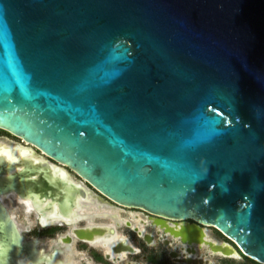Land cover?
Here are the masks:
<instances>
[{"label": "water", "instance_id": "95a60500", "mask_svg": "<svg viewBox=\"0 0 264 264\" xmlns=\"http://www.w3.org/2000/svg\"><path fill=\"white\" fill-rule=\"evenodd\" d=\"M0 128L264 264V0H0ZM40 156L0 151V264H66L4 196L42 226L88 218L86 187Z\"/></svg>", "mask_w": 264, "mask_h": 264}, {"label": "bare ground", "instance_id": "6f19581e", "mask_svg": "<svg viewBox=\"0 0 264 264\" xmlns=\"http://www.w3.org/2000/svg\"><path fill=\"white\" fill-rule=\"evenodd\" d=\"M2 149H5L12 157H17L21 154L29 153L32 149L31 146L26 145L22 142H15L13 144L5 143L4 141H0V151ZM42 159H47L45 156H40ZM48 161L52 162L53 164H58L57 162L52 161L51 159H47ZM60 165V164H58ZM64 168L65 172L68 174V176L78 182L83 184L86 189L89 191V198L88 201L84 202L82 199L81 201V207L79 208V212L85 217H91L95 214L106 216L111 215L112 210H115L114 213L117 216L118 222L120 220H124L126 222H129L130 220L124 218L123 216H120L118 210L121 208L117 207L115 205H106L99 203L97 200L92 199L91 194L96 197L97 195L92 191L91 187L86 184L81 179H75L73 174L67 169V167L60 165ZM10 199L12 200V206H18V209L16 210L15 216L18 221V214L19 212H23L25 222H19L20 227L22 230H29L31 226L34 224V221L32 219V214L36 213L34 208L32 207L29 200L21 199L14 197L13 194L6 195L3 197V200L7 203H9ZM38 217V214H37ZM37 219V218H36ZM137 222L139 224H142L145 222V220H142L141 218L137 219ZM155 222L157 224H160L161 227H164L166 231L169 233L178 236L182 238L183 242L185 243L184 246V252L180 255H178V259L182 260L185 257V259H191V261L198 262L200 264H211L208 259L201 258L198 256H195L194 258V252L196 251L195 244H207L212 252H219L221 254H224L225 256H232V257H239L240 251L239 249L233 245L230 242L226 241H217L215 239H212L209 237L208 231L205 227L200 226L196 223H189L187 221H181L177 223H172L167 220H160L159 218H155ZM59 223V222H55ZM70 232L67 233H61L59 234L58 238L49 240L46 245L42 244L45 248L48 249V247L51 245V242L53 241L55 244L57 243H63L65 244V252H64V258L66 264H71L70 260L72 257V243L73 239L76 234H79L81 237H78L81 240L87 241L94 245H101L105 248V252L107 257L112 258L116 262H120L122 259L126 257V254L128 252H134L135 249L132 248V244L129 242L128 238L126 236L117 234L116 229L113 227L111 223H105V222H95L94 220H89L85 225L80 226L76 223L71 226ZM135 228L139 230L140 233H143V229L141 225L136 224ZM71 233V234H70ZM189 233L193 234L191 236ZM190 237H188V235ZM25 235V233H24ZM69 236V239L66 238ZM40 242L43 243V239H40ZM52 248V247H51ZM80 254V253H79ZM82 254V253H81Z\"/></svg>", "mask_w": 264, "mask_h": 264}, {"label": "flooded vegetation", "instance_id": "af4514ba", "mask_svg": "<svg viewBox=\"0 0 264 264\" xmlns=\"http://www.w3.org/2000/svg\"><path fill=\"white\" fill-rule=\"evenodd\" d=\"M3 129V128H1ZM5 131H7L8 133L12 134L13 136L17 137L18 139H20V142L26 144V145H29L31 147H33L34 149H36L39 153H41L43 156L51 159L52 161L54 162H57L55 161L54 159L48 157L47 155H45L43 152H41L38 148L32 146L30 143L28 142H25L21 137L9 132L8 130L6 129H3ZM58 164L60 165H63L65 167H67V169L74 175H77L81 180H83L84 182H86V184H88L92 191L97 195L96 197L94 195H91L92 199H95L97 200L99 203H102V204H106V205H115L117 207H120L121 210L119 209L118 212L120 214V211H124L125 208H138L140 209L141 211H143L144 214H146L147 216V219H143L141 218L142 220H145V222L142 223V225H145V224H149L150 226L156 228L157 232L156 233H152V232H149L147 230H144V226L142 227L143 229V233H140L139 230H137L135 228V225H131V220L129 222H126L124 220H120V222H118V219H117V216L115 215L114 211L115 210H112V214L111 215H106L104 217H109L111 219L112 222H110L113 227L116 229V231L118 230V227L124 225V226H129L132 228V230L135 231V234H137L140 239H141V242L139 243L140 246H137L135 244H132V241L130 239L129 236H126L129 240V242L132 244V247L135 249L134 252H128L126 254V256L128 254H132V255H137V254H141L142 252H144V259H145V262H141L139 264H170L168 262L169 259H172L173 262L175 261H180V263L182 264H200L198 262H195V261H191V259H185V257H181L183 258L182 260H179L178 259V255L182 254L183 252L179 251L178 249H182L184 248V246H181V245H177V244H174V241L175 240H178L180 241L181 243H184L181 236L178 237V236H175L171 233H169L168 231L165 230L164 227H161L160 224H157L155 222V218H159L160 220H167L169 222H172V223H177V222H181V221H187L189 223H196V224H199L200 226L202 227H213L214 228V231L215 233L218 234V236L221 238L223 237L224 240H221V241H226V242H233L235 244V246L239 249L240 253L241 252V249L239 248V246L236 244L235 241H233L231 238H229L226 234H224L221 230H219L215 225L213 224H209V223H205V222H202L194 217H187V218H175V217H170V216H166V215H162V214H157V213H153V212H150L142 207H138V206H130V205H124V204H120L114 200H112L111 198L105 196L104 194H102L99 190H97L95 187H93L85 178H83L82 176H80L75 170H73L72 168H70L69 166H67L66 164H63V163H60V162H57ZM86 202V201H85ZM121 216V215H120ZM99 217H103L101 215H98V214H95L93 215L92 217H88V218H85V219H82L80 221H86L83 225H85L89 220H94L96 218H99ZM97 222V221H96ZM105 223H108V222H105ZM36 224L41 227V228H44V229H48V228H53V227H59L53 234H50V235H55L56 233V238H58L59 234V231L64 228V227H67L68 224H58V223H54L53 225H49V226H42L36 219ZM34 225V224H33ZM73 225V224H72ZM72 225H69L70 226V230L72 229L71 226ZM82 225V226H83ZM69 230V232H70ZM206 230L208 231V229L206 228ZM67 233V232H66ZM167 234L170 235V237H167ZM43 234H48V233H44ZM117 234H118V231H117ZM191 236H193V234L189 233ZM188 235V234H187ZM74 236V235H73ZM125 236V235H123ZM188 237H190L188 235ZM210 237V236H209ZM35 238H40V237H35ZM52 238V237H51ZM56 238H52V239H56ZM211 238V237H210ZM226 238V239H225ZM41 239V238H40ZM157 239H159V243H162L163 246H165V248H169L171 247L172 245H174L175 247H178V248H169L168 252L167 253H161L160 250H156V251H146L145 248H147L146 246H149V244H152L154 243V241H156ZM175 239V240H174ZM213 239V238H212ZM76 240V241H79V242H82V244H86V245H89L93 251L91 252V254L89 256H81L83 259H86L84 260V263L85 264H120V262H122V260L120 262H116L114 261L112 258L110 257H107L106 255V252H105V248L101 245H94V244H91L87 241H84V240H81L77 237H74L73 241ZM230 242V243H231ZM185 244V243H184ZM56 245V244H55ZM53 245V246H55ZM200 244H195V246H199ZM52 246V247H53ZM208 246V245H207ZM209 248V246H208ZM210 249V248H209ZM211 251V249H210ZM212 252V251H211ZM81 253H83V251H81ZM196 251L194 252V258L195 256H198V257H201V258H204L203 256L199 255V254H195ZM219 253V252H218ZM224 255V254H223ZM166 256V257H165ZM126 258V257H125ZM169 258V259H168ZM211 264H223L221 262L219 263H215L213 261H209ZM131 263V262H129ZM127 263V264H129ZM132 264V263H131ZM226 264V263H224Z\"/></svg>", "mask_w": 264, "mask_h": 264}, {"label": "rangeland", "instance_id": "374dc122", "mask_svg": "<svg viewBox=\"0 0 264 264\" xmlns=\"http://www.w3.org/2000/svg\"><path fill=\"white\" fill-rule=\"evenodd\" d=\"M0 141H4L5 143H8V144H13L15 142H19L20 139H18L17 137L13 136L12 134H10L7 131L0 128ZM73 176L77 180L80 179L77 175L73 174ZM120 215L123 216L124 218L128 219V220H131V225L138 224V225H141L142 227L144 226V228H145L144 230H147V231L152 232V233L157 232L156 228L150 226L149 224L142 225V224H139V222H137L138 218L147 219L146 214H144L143 211H141L138 208H125L124 211L123 210L120 211ZM32 219L34 221V225H32L29 230H24V233L27 237H40L41 239H43L42 244H44V245H46V243L49 240H51L52 238H56V236H57L56 233L54 236L50 235V234H53L59 227H53V228H48V229H44V228L39 227L36 224V215L34 213L32 214ZM18 221L22 222V223L25 222L23 212H19ZM94 221L95 222L96 221L97 222H108V223L112 222L109 217H99V218L94 219ZM85 222L86 221H79L76 224L82 226ZM131 227L124 226V225L118 227V230H117L118 234L129 236L131 241H132V244L140 246L139 243L141 242V239L137 234H135V231L132 230ZM206 228L208 229V234L211 238H213L217 241L224 240L223 237L220 238L218 236V234L215 233L213 227H206ZM69 230H70V226L68 225L67 227L62 228L59 231V233H66V232H69ZM43 232L48 233V234H43ZM166 235H167V237H170L169 234L166 233ZM231 243L233 245H235L233 242H231ZM174 244L181 245V246L185 245L184 243H181L178 240H175ZM53 245H55V243L52 241L51 245L48 247V249ZM146 247H147V248H145L146 251H151V250H153V251L158 250L159 251L160 250L161 253H167L169 248L170 249L171 248H178V247H175L174 245H172L169 248H167V247L165 248V246H163L162 243H159V239H157L156 241H154V243L149 244V246H146ZM90 248L91 247L89 245L82 244V242L74 240L72 243L73 253H72L70 263L71 264H85L84 260H86V259H83L82 257L86 256V255L89 256L91 254V252L93 250ZM178 250L181 252L184 251V249L183 250L178 249ZM81 251H83L82 254H81ZM241 252H242V250H241ZM144 254H145L144 252H142L141 254L139 253L137 255L128 254L126 256V258H124L122 260V262H120V264H127L129 262H131L132 264H139L141 262H145ZM195 254H199V255L203 256L204 258L208 259L209 261H213L215 263L221 262L223 264L224 263H226V264H263V263L255 260V259L245 255V253H243V252L240 253L239 257L225 256V255L218 253V252L217 253L211 252L210 249L208 248L207 244H202V245L197 246ZM172 259L168 260V262L170 264H182V263H180V261L173 262ZM131 263H129V264H131Z\"/></svg>", "mask_w": 264, "mask_h": 264}]
</instances>
